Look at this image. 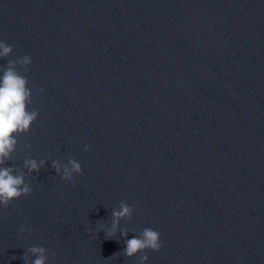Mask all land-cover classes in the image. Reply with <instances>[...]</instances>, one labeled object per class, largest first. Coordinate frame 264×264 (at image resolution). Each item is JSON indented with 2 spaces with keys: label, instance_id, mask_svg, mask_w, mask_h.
<instances>
[{
  "label": "water",
  "instance_id": "obj_1",
  "mask_svg": "<svg viewBox=\"0 0 264 264\" xmlns=\"http://www.w3.org/2000/svg\"><path fill=\"white\" fill-rule=\"evenodd\" d=\"M0 41L39 112L6 166L46 161L0 206V264H138L104 233L121 202L127 239L160 233L147 264H264V0H0Z\"/></svg>",
  "mask_w": 264,
  "mask_h": 264
},
{
  "label": "clouds",
  "instance_id": "obj_2",
  "mask_svg": "<svg viewBox=\"0 0 264 264\" xmlns=\"http://www.w3.org/2000/svg\"><path fill=\"white\" fill-rule=\"evenodd\" d=\"M13 51L12 45L0 41V60H7L6 66H0V206L3 208L33 194L31 185L26 182L24 169H27V174H39L46 167L45 160L37 161L33 158H26L23 168L6 166L17 152L18 137L29 133L39 116L37 110L29 109V105L33 103V93L27 73L32 59L27 55L9 59ZM88 150L89 147L85 145V151ZM52 168L65 181H73L76 175L83 174L81 164L74 158L69 159L67 164L54 160ZM135 211L134 207L121 202L119 208L111 212V227L104 233L107 239H114L119 233L125 238L123 255L129 259L138 257V264H147V251L161 250V236L156 230L145 228L134 238L127 239L128 231H120V223L130 221ZM24 231L23 228L20 229L21 234ZM23 260L24 264H48L49 253L43 246H32Z\"/></svg>",
  "mask_w": 264,
  "mask_h": 264
}]
</instances>
